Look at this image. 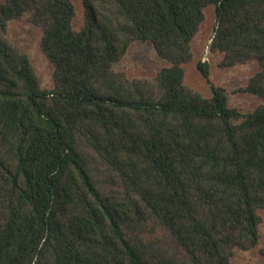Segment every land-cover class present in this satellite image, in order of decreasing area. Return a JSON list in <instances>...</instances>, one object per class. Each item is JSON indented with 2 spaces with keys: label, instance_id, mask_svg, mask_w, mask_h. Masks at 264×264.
Returning a JSON list of instances; mask_svg holds the SVG:
<instances>
[{
  "label": "trees",
  "instance_id": "trees-1",
  "mask_svg": "<svg viewBox=\"0 0 264 264\" xmlns=\"http://www.w3.org/2000/svg\"><path fill=\"white\" fill-rule=\"evenodd\" d=\"M81 2L79 28L73 0L0 4V264H231L264 210V0ZM209 6L217 65L260 68L233 91L262 100L249 112L185 85ZM24 15L51 90L7 37ZM134 42L168 66L115 70Z\"/></svg>",
  "mask_w": 264,
  "mask_h": 264
},
{
  "label": "rangeland",
  "instance_id": "rangeland-1",
  "mask_svg": "<svg viewBox=\"0 0 264 264\" xmlns=\"http://www.w3.org/2000/svg\"><path fill=\"white\" fill-rule=\"evenodd\" d=\"M3 0H0V4ZM76 8L74 20L75 28H79L83 20V7L81 0H73ZM204 21L198 33L192 40L193 60L184 66L185 85L198 92L205 98L211 97L210 84L221 86L230 92L229 104L237 107L241 112L246 113L253 110L262 100L257 96L234 93L236 89L246 85L248 79L257 71L259 66L256 62H248L232 68H220L217 63L221 60V53H211L208 49L214 28V8L207 7L204 10ZM41 30L29 23L27 15L8 24L7 37L23 53L28 55L31 64L41 80L44 89L51 90L53 68L42 54L39 43ZM202 61L208 64V78H205L197 69V62ZM168 62L159 58L149 43L134 42L129 47L125 56L114 65L117 71H123L129 79H152ZM261 218L258 226L259 242L248 250L240 251L235 249L231 258V264H264V256L260 251L264 249V210H258Z\"/></svg>",
  "mask_w": 264,
  "mask_h": 264
}]
</instances>
